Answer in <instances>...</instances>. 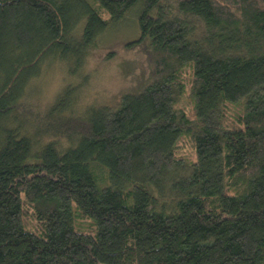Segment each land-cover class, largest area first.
I'll list each match as a JSON object with an SVG mask.
<instances>
[{
  "label": "trees",
  "instance_id": "obj_1",
  "mask_svg": "<svg viewBox=\"0 0 264 264\" xmlns=\"http://www.w3.org/2000/svg\"><path fill=\"white\" fill-rule=\"evenodd\" d=\"M133 11L143 91L33 117L45 66L79 77ZM0 264H264V0H0Z\"/></svg>",
  "mask_w": 264,
  "mask_h": 264
},
{
  "label": "rangeland",
  "instance_id": "obj_2",
  "mask_svg": "<svg viewBox=\"0 0 264 264\" xmlns=\"http://www.w3.org/2000/svg\"><path fill=\"white\" fill-rule=\"evenodd\" d=\"M139 35L136 14L133 11L129 14L128 20L120 26L110 29L99 38L96 48L91 50L83 74H79V77H70L66 67L62 64H47L41 76L30 83L25 96V103L33 117L37 113L43 114L55 101L61 90L70 83L82 85L77 91L78 98L71 109V116L84 117L87 109L91 106H96V109L99 107L114 108L119 105L124 95H139L150 82L148 72L151 70L147 58L140 48L127 47ZM84 74L88 75L87 80L84 78ZM182 77L186 83L185 93L176 108L183 109L190 118L194 119L196 112L195 101L190 93L192 78L190 70L186 69ZM238 110L240 107L237 106L232 109V112ZM49 137L43 139V142L49 140ZM57 142L62 148L70 144L62 138ZM178 145L182 148L178 153L179 158L181 156L186 159L193 158L191 146L187 141H181ZM26 222L28 229L34 231L37 228L33 219L27 218ZM84 226L89 229L90 223L84 221Z\"/></svg>",
  "mask_w": 264,
  "mask_h": 264
}]
</instances>
